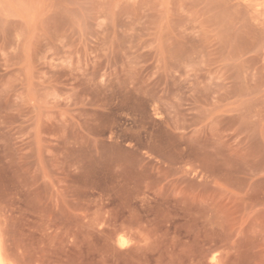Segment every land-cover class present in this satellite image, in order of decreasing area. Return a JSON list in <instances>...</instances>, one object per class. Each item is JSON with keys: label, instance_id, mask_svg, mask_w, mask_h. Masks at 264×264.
Returning <instances> with one entry per match:
<instances>
[{"label": "rangeland", "instance_id": "1", "mask_svg": "<svg viewBox=\"0 0 264 264\" xmlns=\"http://www.w3.org/2000/svg\"><path fill=\"white\" fill-rule=\"evenodd\" d=\"M0 241L264 264V0H0Z\"/></svg>", "mask_w": 264, "mask_h": 264}, {"label": "bare ground", "instance_id": "2", "mask_svg": "<svg viewBox=\"0 0 264 264\" xmlns=\"http://www.w3.org/2000/svg\"><path fill=\"white\" fill-rule=\"evenodd\" d=\"M4 249L5 248H3V244L0 241V264H5L7 262V259L5 257L6 251L4 252Z\"/></svg>", "mask_w": 264, "mask_h": 264}, {"label": "snow or ice", "instance_id": "3", "mask_svg": "<svg viewBox=\"0 0 264 264\" xmlns=\"http://www.w3.org/2000/svg\"><path fill=\"white\" fill-rule=\"evenodd\" d=\"M121 240H122V244H121V246H122V247L127 246V242H124V241H123V238H121Z\"/></svg>", "mask_w": 264, "mask_h": 264}]
</instances>
